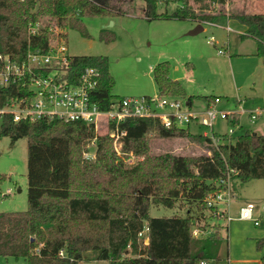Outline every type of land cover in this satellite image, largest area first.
<instances>
[{"label": "trees", "instance_id": "trees-1", "mask_svg": "<svg viewBox=\"0 0 264 264\" xmlns=\"http://www.w3.org/2000/svg\"><path fill=\"white\" fill-rule=\"evenodd\" d=\"M132 1L0 0V53L20 60L28 48L47 49L54 32L65 37L69 27L88 35L83 17L127 14L124 6ZM169 1L180 5L169 12ZM209 6L207 0H144L142 11L147 20H190L201 25L227 16L245 26L241 36L255 39L256 55L264 56V12L227 14L212 12ZM33 26H37L35 33L30 32ZM101 38L110 42L114 35L103 37L102 31ZM108 63L105 55L70 56L69 62L73 76L88 66L100 71L93 99L102 109L121 99L112 92ZM153 77L160 95L185 98L189 104L194 98L207 105L216 99L186 96L181 84L171 78L168 61L154 67ZM14 93L13 85L0 91V107ZM113 129L115 124L110 122L108 131ZM117 130L124 131L123 148L137 154L146 151L150 132L161 138L185 136L204 144L208 152L191 157L163 153L128 168L109 151V133L98 135L93 125L58 119L14 122L10 114L0 115V137H9L11 144L27 139L29 198L25 211L0 212V257L22 258L24 264H78L87 251L108 264H207L217 258L223 226L215 222L221 219L219 211L207 207L206 198L225 188L218 181L226 177L230 185L233 179H264V133L246 130L231 140L226 133L195 134L189 128L164 127L155 117L139 116L126 117ZM93 138L95 161L84 163L81 153ZM106 175L122 183L118 191L116 184L104 182ZM5 178L0 174V183ZM179 200L188 205L184 216L148 215L151 205L173 208ZM193 229L199 231L197 236ZM145 238L147 243L142 245ZM256 247L264 264V238L256 241Z\"/></svg>", "mask_w": 264, "mask_h": 264}, {"label": "rangeland", "instance_id": "rangeland-1", "mask_svg": "<svg viewBox=\"0 0 264 264\" xmlns=\"http://www.w3.org/2000/svg\"><path fill=\"white\" fill-rule=\"evenodd\" d=\"M207 1L212 12L227 14L264 8V0H225L222 4L217 0ZM179 5L178 2L169 1L167 10L171 12ZM124 7L127 14L83 17L82 23L88 35L84 36L76 28L69 27L65 31V37L54 32L50 42L64 40L71 56H107L108 70L114 79L112 92L118 97L157 94L153 69L159 62L168 61L170 76L178 80L186 96L213 95L216 99L211 100L209 106L228 114L226 119H216L212 129L190 123V132L201 135L206 133L209 136L214 132L222 135L228 134L231 128V140L246 130L264 133V56L253 55L257 43L252 38L241 36L243 25L219 17L213 23L203 25L204 30L190 35L187 34L188 31L195 27V23L190 20H147L142 11L144 0H133ZM102 31L103 37L113 34L114 40L107 42L102 39ZM210 37H213L212 42L209 41ZM191 104V108L200 113L208 106L200 98H194ZM256 110H260V113L256 114L255 119H251L250 112L255 113ZM234 114L238 115L239 121L232 125L230 119ZM94 130L98 135L109 133V151L128 168L153 155L169 153L191 157L208 152L204 144L185 136L161 138L155 132H150L146 136V151L137 154L123 148V140L111 136L105 125H99ZM95 144V138L86 143L81 153L84 163L95 161ZM26 173V137L19 138L13 144L9 137H0V174L6 177L0 183V212L27 210L29 198ZM104 182L108 186L116 184L117 191L122 184L120 181L112 182L108 175L104 177ZM230 188L234 198L228 205H221L220 208L225 209L226 216L231 220H215L223 226V238L217 258L207 264H262V252L256 247V241L264 238V179L247 182L233 179ZM246 201L255 204L253 220L238 219L239 208ZM187 207L181 200L173 208L151 205L148 215L184 216ZM259 220L263 221L258 226L255 221ZM146 243L147 239H144L142 245ZM95 254L94 251H87L84 254L85 260L78 264H108L106 260L94 259ZM0 264H24V260L11 256L0 257Z\"/></svg>", "mask_w": 264, "mask_h": 264}, {"label": "built area", "instance_id": "built-area-1", "mask_svg": "<svg viewBox=\"0 0 264 264\" xmlns=\"http://www.w3.org/2000/svg\"><path fill=\"white\" fill-rule=\"evenodd\" d=\"M36 30L37 26L30 27L31 33ZM212 40L213 37H210L209 41ZM63 41H49L47 49L28 48L20 60L0 53V91L15 86L14 95L6 96L5 103L0 107V115L10 114L14 122L78 120L93 125L95 129L99 125L108 128V124L113 122L115 129L109 131L117 139L124 134V131L117 130V125L128 116L155 117L164 127L178 129L188 128L190 123L212 129L216 119H226L228 116L226 112L215 110L209 105L203 112H196L187 101L158 93L153 96L121 97L109 108L102 109L93 99L100 71L94 66H88L73 76L69 72L71 55ZM259 113L260 110L250 112L251 119H255ZM228 132L231 135L233 129L230 128ZM218 184L225 188L209 194L206 205L216 207L219 217L229 221L231 218L226 216L225 209L220 208L221 205H228L234 197L230 191L229 177L220 179ZM254 208L252 202L244 204L239 208L238 219L253 220ZM198 233L197 229H193L194 236ZM58 254L63 256V251L60 250Z\"/></svg>", "mask_w": 264, "mask_h": 264}, {"label": "crops", "instance_id": "crops-1", "mask_svg": "<svg viewBox=\"0 0 264 264\" xmlns=\"http://www.w3.org/2000/svg\"><path fill=\"white\" fill-rule=\"evenodd\" d=\"M245 12H246V11H245ZM252 12H264V8H263L262 10H259V11H252ZM220 17L228 18L227 16H220ZM218 18H219V17H218ZM216 19H217V18H216ZM216 19H215V20H216ZM228 19H229V18H228ZM215 20H214V21H215ZM230 20H232V19H230ZM214 21H213V22H214ZM213 22H212V23H213ZM235 22H236V21H235ZM238 24H239V23H238ZM195 25H197V23H195ZM204 25H205V24H204ZM202 27H203V25H202ZM243 27H244V29H243V33H244V31H245V26L243 25ZM203 30H204V28H203ZM241 35H242V34H241ZM247 38H251V37H247ZM252 39H253V38H252ZM254 40H255V39H254ZM255 41H256V40H255ZM256 43H257V42H256ZM253 55H256V52H254ZM171 78H172V79H175V78H173V77H171ZM175 80H177V79H175ZM177 81H178V80H177ZM184 91H185V90H184ZM176 98H179V97H176ZM180 99H181V98H180ZM183 100L187 101V99H183ZM190 105H192V104H190ZM231 119L234 121L233 124H235V123L238 124V121H239L238 115L234 114V115L232 116ZM231 119H230V120H231ZM233 124H232V125H233ZM188 128H189V126H188ZM253 131H255V130H253ZM255 132H257V131H255ZM257 133H258V132H257ZM204 134H206V133H204ZM260 134H262V133H260ZM206 135H207V134H206ZM233 198H234V197H233ZM235 198H236V197H235ZM248 202H252V201H246L245 204L248 203ZM252 203H253V202H252ZM254 205H255V204H254ZM263 210H264V209H263Z\"/></svg>", "mask_w": 264, "mask_h": 264}, {"label": "water", "instance_id": "water-1", "mask_svg": "<svg viewBox=\"0 0 264 264\" xmlns=\"http://www.w3.org/2000/svg\"><path fill=\"white\" fill-rule=\"evenodd\" d=\"M202 30H203L202 25L201 24H197V25H195V27L193 29H191L190 31H188L187 34H190V35L197 34V33H199Z\"/></svg>", "mask_w": 264, "mask_h": 264}]
</instances>
